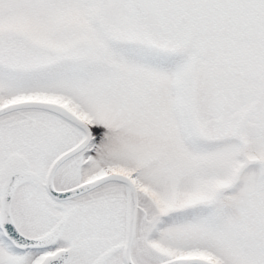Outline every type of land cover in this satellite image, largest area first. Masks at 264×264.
<instances>
[{
	"label": "snow or ice",
	"instance_id": "obj_1",
	"mask_svg": "<svg viewBox=\"0 0 264 264\" xmlns=\"http://www.w3.org/2000/svg\"><path fill=\"white\" fill-rule=\"evenodd\" d=\"M0 264H264V0H0Z\"/></svg>",
	"mask_w": 264,
	"mask_h": 264
}]
</instances>
